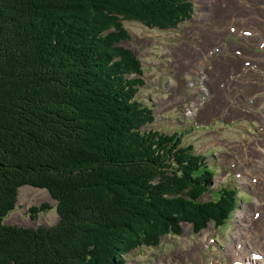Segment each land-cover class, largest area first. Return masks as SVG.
<instances>
[{
    "label": "trees",
    "instance_id": "16d2710c",
    "mask_svg": "<svg viewBox=\"0 0 264 264\" xmlns=\"http://www.w3.org/2000/svg\"><path fill=\"white\" fill-rule=\"evenodd\" d=\"M192 13L189 0H0V264H126L183 223L231 218L235 186L213 188L183 134L144 129L142 65L119 45L126 20L166 30ZM24 185L48 191L56 224L1 223Z\"/></svg>",
    "mask_w": 264,
    "mask_h": 264
},
{
    "label": "rangeland",
    "instance_id": "374dc122",
    "mask_svg": "<svg viewBox=\"0 0 264 264\" xmlns=\"http://www.w3.org/2000/svg\"><path fill=\"white\" fill-rule=\"evenodd\" d=\"M189 1L193 13L176 28L124 21L130 37L119 45L142 65L137 98L155 117L144 129L183 134L214 167L213 188L235 186L238 203L223 226L194 233L183 223L179 235L131 251L126 264H236L258 250L246 235L264 219V0ZM44 203L50 208L32 217L30 208ZM57 221L48 191L24 185L1 223L35 228Z\"/></svg>",
    "mask_w": 264,
    "mask_h": 264
},
{
    "label": "bare ground",
    "instance_id": "6f19581e",
    "mask_svg": "<svg viewBox=\"0 0 264 264\" xmlns=\"http://www.w3.org/2000/svg\"><path fill=\"white\" fill-rule=\"evenodd\" d=\"M218 1V0H217ZM216 1V2H217ZM220 1V0H219ZM207 5V4H206ZM224 6V5H223ZM215 7V6H214ZM214 9V8H213ZM233 17V16H232ZM232 19V18H231ZM208 21V20H207ZM211 21V20H210ZM215 21V19H214ZM228 22V20H227ZM217 24V22H216ZM223 25V24H222ZM216 27V26H215ZM225 27V25H224ZM208 28V26H207ZM206 28V29H207ZM213 29V28H212ZM208 31V30H207ZM224 31V30H223ZM218 32V31H217ZM216 32V33H217ZM199 34V33H198ZM208 34V33H207ZM225 34V33H224ZM219 35V34H218ZM207 36V35H206ZM202 37V36H201ZM220 37V35H219ZM199 38V37H198ZM200 39V38H199ZM214 40V39H213ZM208 41V40H207ZM212 41V40H211ZM213 46V45H212ZM205 47V46H204ZM205 52V51H204ZM190 54V53H189ZM205 55V54H204ZM223 69V68H222ZM222 77V76H221ZM220 78V77H219ZM242 165V160L238 161ZM260 163V162H259ZM262 164V163H261ZM264 174V173H263ZM260 177V176H259ZM264 183V178L262 179V182ZM261 185V184H260ZM260 200V199H259ZM261 202V201H260ZM264 205V204H263ZM255 207V206H254ZM258 207V206H257ZM263 209V208H262ZM255 210V209H254ZM258 211V210H257ZM245 216L244 212L239 213V217L243 218ZM257 220V219H256ZM240 233H244V228L241 227L237 230V236H239ZM241 235V234H240ZM246 238L248 241L251 243H254L256 248L258 250H255L253 253L247 254V257H239L237 259L236 264H257L256 260H259L264 264V219L263 220H258L255 223V227L248 231ZM253 247V246H252ZM252 250V249H251ZM260 252V253H259ZM259 263V262H258ZM159 264H162L159 262Z\"/></svg>",
    "mask_w": 264,
    "mask_h": 264
}]
</instances>
